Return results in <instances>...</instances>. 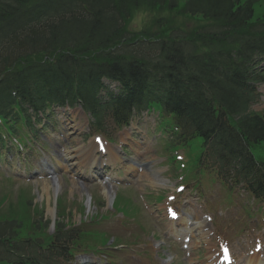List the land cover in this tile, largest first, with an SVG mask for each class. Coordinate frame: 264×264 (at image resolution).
Listing matches in <instances>:
<instances>
[{
    "label": "trees",
    "instance_id": "1",
    "mask_svg": "<svg viewBox=\"0 0 264 264\" xmlns=\"http://www.w3.org/2000/svg\"><path fill=\"white\" fill-rule=\"evenodd\" d=\"M254 1L0 0V113L5 116L4 125L16 133L17 122L29 120L24 116L26 104L39 108L50 98H72L107 110L112 102L129 109L134 103L158 101L170 109L194 112L191 127L196 134L215 135L212 153L223 152V163L228 158L237 160L239 173L247 176L258 163L248 147L264 142V116L249 111L255 92L248 85L247 56L264 44L260 36L264 17L255 18ZM140 7L156 11L152 13L156 22L162 21L161 14L179 13L202 16L203 24L188 34L169 36L168 41L158 36L156 43L138 50L144 56L132 54L127 62L126 55L135 49L126 46L138 45L127 31V20ZM113 42L124 43L120 49L126 53L104 66L78 56L83 47L93 50L94 45L102 48ZM237 47L239 57L233 55ZM28 48L47 52L48 58L22 62L21 52ZM51 54L55 55L52 61ZM104 71H115L130 80L131 92L121 99L98 100L99 77ZM113 113L117 121L127 120V112ZM260 167H264L263 161L257 169L259 178L263 174ZM28 222L0 219V260L56 264L51 248L68 231L60 226L56 239L44 250L37 235L18 237Z\"/></svg>",
    "mask_w": 264,
    "mask_h": 264
},
{
    "label": "rangeland",
    "instance_id": "2",
    "mask_svg": "<svg viewBox=\"0 0 264 264\" xmlns=\"http://www.w3.org/2000/svg\"><path fill=\"white\" fill-rule=\"evenodd\" d=\"M263 12V8L261 7H257L256 10V16H259L261 13ZM152 13H157L156 11H154L153 9L150 11L148 8L146 7H140V9L135 13V17L132 18L128 24L129 27L131 29H133V27L135 26H139L141 29L138 30H146L147 32L150 31L151 26H156L159 31H161L162 33L166 34L169 32L170 29L172 28H176L177 26H183L185 24V21L187 20L185 17L180 16L177 14L178 17L173 16V13H165V14H161L158 16V18H161L162 21L160 22H156L155 19L153 18V14ZM168 18V19H167ZM154 19V20H153ZM157 20V19H156ZM155 23L151 26L147 25L150 24L151 22ZM148 26V27H147ZM153 28V27H152ZM185 28V27H184ZM156 31V30H155ZM143 32V31H142ZM264 91V90H263ZM262 108H264V105L261 106ZM261 107H257L258 109H262ZM255 108V107H254ZM64 116L68 119L71 117L70 114H64ZM78 119L76 122H80L82 127L79 128L78 130L75 129H65L61 126H59L56 131L48 132L47 135V139L50 143V151L48 153L40 151V153L35 154L32 152V150H28V149H24V150H20L17 149L16 147L14 148L15 150L13 152L16 153V157H11L12 156V152L10 150H5V155L4 157L0 160V167L1 168H5V167H9V171H13V172H18L21 176L20 179H12V180H8L7 179V172L5 171H0V196L6 194L7 192H11V199H15V196L17 193H22L21 192V188H23V190L27 191V197H25L24 199V203L25 200L30 197L32 194H34V198H35V194L38 193L39 195H41V197L37 198L38 203H44L46 208H50L51 205H53V199L55 197V189L54 186H57L58 184H56V180L55 178H48V177H43L42 179L38 176V173L42 171V168H40L38 161L43 160L44 158H46V160L50 163H56L59 161V170H60V166L63 165L64 168L61 169V173H59L60 177H61V187H60V192H58L59 196L58 197H62L64 196L65 198V203H69L71 202V205L69 208V210H72V215H71V219L73 222L75 223H79L80 220L83 219H87L86 220V227L88 228H92L91 226L94 225V223H92L89 218L92 214H94L95 212L99 211V207L94 205H92V207L89 209H80L79 205L75 203V205H72L73 201H78V198L80 201L86 200L87 198V194H88V190H93L94 188L96 190H100L103 189L101 184L95 185V187H88V181H83L80 177L81 171L83 169H81V167L78 166H71V162H73L75 160L72 159L70 162H67L66 160L64 161V163H68L70 165L69 168L68 166H66V164L63 163V160L60 159V157H62L61 152L65 153L69 152V155L73 156L76 153L75 148L79 146V142L86 148H89L90 142H91V138L92 136L86 137L84 135H86V133H88V126H87V122H84V119H80V118H76ZM172 119L170 117L167 116H162L160 118V121L158 123V128H157V132L158 134H160L165 128L167 130H169L167 128V126H164V124H167L168 122H170ZM142 127V125H141ZM72 132L73 135L71 134L72 138L74 135H76V140L72 139L69 140L68 142L63 143L62 139H60V132H64V133H69ZM153 133H148L146 134L145 132L143 133H136V135L134 136L135 139H143V137L148 140V142L150 143V145L152 144V141L150 142L151 138H153ZM166 136V135H165ZM61 141L62 145H60L58 142ZM164 145L165 146H170L171 142L168 138H166L164 140ZM62 146V147H61ZM63 149V150H61ZM173 150L175 152L181 153L183 155V167L185 168L184 171L185 175H186V180L188 181V183H190L194 177V171L196 172V161H198L201 152L203 150V139L202 137H195L192 141H191V147L189 148H185L184 146L178 144L176 145ZM131 151V150H130ZM253 152L256 155V157L260 158V159H264V144L263 145H258L256 148H253ZM163 153H165L164 156L168 157L170 161H172L171 158V151H164ZM169 154V155H168ZM132 155L135 158H143L144 155L143 154H135L132 151ZM22 158L23 161V165L21 166L19 164L20 159ZM64 158H66L64 156ZM148 158H152V157H148L147 155H145L144 160H149ZM32 163L34 166L36 165V169H33V167H26V164L28 163ZM126 165L128 166V162H124L121 164V166H123V168L125 169ZM123 168H118L116 170H120ZM32 171V173H30L32 176L31 177H27L26 172H30ZM36 171H39L36 173ZM36 173V176L35 174ZM202 186L201 188L205 191H209L211 189V186H213V184H216L217 189L220 192H217L216 190L213 191V193H210L208 195V197L212 200V204L209 207V211L214 215L217 216L219 213H223L224 215L222 217L217 218V225H218V234L220 236V239L223 240H229L230 239V234H229V230L230 229H234L233 232H235L237 229H239L240 227H245L248 223L252 222L253 220H264V213L260 212L258 210V207L260 205L259 202H256L255 205L253 206L251 204V199L249 197H244V198H239L237 195H235L233 192H231L228 188L225 187V185H223L222 183H219L218 179L216 178V176L211 177L208 175L207 172H203L202 173ZM133 175L139 179L138 174H134ZM214 178V179H213ZM49 185V193L45 192V185ZM81 186V187H80ZM123 187V186H122ZM85 188V189H84ZM87 188V189H86ZM38 190V191H37ZM134 190V189H133ZM135 191V190H134ZM121 194L123 195L122 197L119 198V201L121 202V205L125 208H132L134 209V213L132 215V219H131V223H128L129 228H134V230H130L131 233H134V239H141L142 237L140 236L141 232H147L148 228L147 226L144 224V221L142 219V214L140 213V206L139 204L136 202V197L135 194L132 192V189L126 187L125 189H121ZM145 195V194H144ZM144 195H141V197H145ZM162 198V197H161ZM13 199V200H14ZM79 201V202H80ZM22 199H15L14 203L16 204L17 207L23 205L22 203ZM107 204L109 203L108 201L106 202ZM25 205V204H24ZM242 208L244 209V211L248 214L247 217H235L232 215H235L236 213L233 212L234 208ZM198 209L200 208V206L197 207ZM256 208V211H254V209ZM106 209V208H105ZM112 214L114 212H111ZM46 217H50L48 209L46 211ZM151 220L154 222V224L158 223L163 216L161 217H157L155 216V214H149ZM120 220H114V222L111 223V221H108L105 224H98V225H94L96 226L98 229H107L109 231H112V224H119ZM124 223H127L126 221ZM260 227H264V221L261 222L259 224ZM252 228H249V230ZM116 233L120 234V235H126L128 232L125 230V228L123 227H119L117 230H115ZM95 235H99V234H93V239ZM208 237V236H207ZM239 238L235 241V247L237 248V245L241 246L243 244V236H238ZM112 238H116L117 242L121 241V242H125L126 246H128L127 243H129L131 241V237L129 238H121L115 235H112ZM200 240V239H199ZM137 246H132V248L128 251H126L125 253H121V252H117V254H112V256H118L119 258L117 259L118 264H150V262L147 259H140L139 257L135 258L132 257L133 254H135V249L141 250L144 248L145 243L141 244L140 242H137ZM149 246L151 248H153V246L151 245V242L149 241ZM241 243V244H240ZM110 244V243H109ZM147 244V243H146ZM196 246L194 247V253H193V260L189 262V264H208L207 263V247L211 245V242H208V239H202L200 242H196ZM148 247V246H147ZM107 250H112V249H107ZM124 250V249H123ZM143 253L147 254V250H143ZM107 254V253H105ZM192 255V254H191ZM164 255L162 253L156 252L154 254V258H159V259H163ZM0 264H11L8 262H0ZM155 264V263H154ZM161 264V263H158Z\"/></svg>",
    "mask_w": 264,
    "mask_h": 264
},
{
    "label": "bare ground",
    "instance_id": "3",
    "mask_svg": "<svg viewBox=\"0 0 264 264\" xmlns=\"http://www.w3.org/2000/svg\"><path fill=\"white\" fill-rule=\"evenodd\" d=\"M94 145H95V144H92L91 147H94ZM94 148H95V147H94ZM91 155H93V150H92V148H91ZM80 156L82 157L83 155H80ZM57 182L60 184V179H58ZM44 191L49 193V185H46V186H45ZM55 191H56V192L58 191L57 186L55 187ZM206 227H207V225H205V221L203 222V221H201V220H197V221L193 224L192 229H194V230L196 231V230H198V229L201 228V231H199V232H200L201 236L204 238V237L206 236V234H207L206 231H205V228H206ZM216 260H218V259H216ZM216 260H215L214 263H217ZM258 262H259V264H264V262H261V261H258ZM249 264H252V262H250Z\"/></svg>",
    "mask_w": 264,
    "mask_h": 264
},
{
    "label": "snow or ice",
    "instance_id": "4",
    "mask_svg": "<svg viewBox=\"0 0 264 264\" xmlns=\"http://www.w3.org/2000/svg\"><path fill=\"white\" fill-rule=\"evenodd\" d=\"M173 215H175V214L173 213Z\"/></svg>",
    "mask_w": 264,
    "mask_h": 264
}]
</instances>
